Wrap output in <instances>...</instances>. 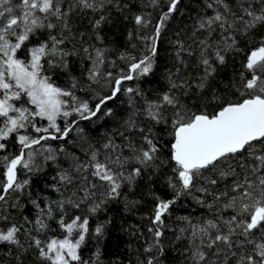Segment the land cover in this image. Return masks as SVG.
I'll list each match as a JSON object with an SVG mask.
<instances>
[{
  "label": "snow or ice",
  "instance_id": "1",
  "mask_svg": "<svg viewBox=\"0 0 264 264\" xmlns=\"http://www.w3.org/2000/svg\"><path fill=\"white\" fill-rule=\"evenodd\" d=\"M179 2L0 0V264H122L105 257L107 213L145 197L138 264H160L168 231L185 264H264V0H209L146 91ZM114 13L133 24L124 50L104 31ZM109 117L99 137L81 126ZM25 204L31 218L10 211Z\"/></svg>",
  "mask_w": 264,
  "mask_h": 264
},
{
  "label": "trees",
  "instance_id": "2",
  "mask_svg": "<svg viewBox=\"0 0 264 264\" xmlns=\"http://www.w3.org/2000/svg\"><path fill=\"white\" fill-rule=\"evenodd\" d=\"M209 0H180L177 10L172 14L170 20L167 23L165 31L162 33L161 39L159 41V57L158 64L160 71L156 72L155 76H150L147 81L142 84V87L146 91H151L155 88L160 87L163 81V72L167 69L172 68L175 61V41L179 39H184L191 42L190 37L192 35V30L196 22L197 16L199 14L211 13V9L206 7ZM159 10L152 12L153 23H155V17L158 15ZM133 28L131 21H123L121 17L113 14V23L105 28V34L109 40L116 41V46L124 50L127 46V31ZM83 30V29H82ZM114 58V57H113ZM239 62V57L237 58V63ZM78 70L79 65H76ZM232 71L231 68L226 69L222 76L226 80L228 75ZM66 77H61L58 81L63 84L66 81ZM127 86H136L135 83L129 82ZM127 97L121 95L119 99L111 102L108 106L112 107L114 111L119 115L123 114L126 107ZM82 127H86L90 134L94 137H99L106 131H114L116 128V123L112 118H104L94 124H85L81 122ZM75 136V133H73ZM165 139L167 137L165 136ZM53 145L56 142H52ZM53 173L49 171L48 179H50ZM45 179L43 175L40 177H34L33 191L39 194L44 188ZM143 187V186H142ZM52 198H55L53 195ZM150 208V198L145 197V203L137 209H133L130 213L123 211V206L120 203L110 205V210L107 215L113 218V225L111 226V231L107 239L105 240V257L111 262L112 260L119 259L122 264H138V261L144 260L147 254L144 252V247L146 246V241L150 240V235L146 231L148 225V220L145 214ZM13 215H16L18 211L22 212L24 215L33 216L34 210L31 205L25 204L23 209H10ZM192 211V205L187 201H180L175 206V211L172 218L168 221L170 225L175 227L173 223L176 217L181 215H186ZM55 229V225H53ZM137 228L140 235L137 233ZM58 231V230H57ZM136 233V234H132ZM51 234V233H50ZM165 245L163 253L159 255L160 264H185L186 252H184L180 246L179 242L173 240L172 232H166L164 238H162ZM0 254H4L0 251ZM88 249H85V255H89ZM35 257H33L34 259Z\"/></svg>",
  "mask_w": 264,
  "mask_h": 264
}]
</instances>
